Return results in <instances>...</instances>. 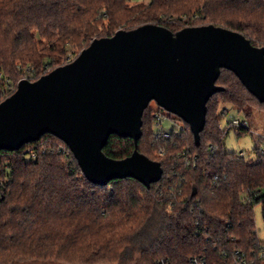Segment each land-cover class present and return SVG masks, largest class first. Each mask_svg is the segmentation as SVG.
I'll use <instances>...</instances> for the list:
<instances>
[{
  "label": "trees",
  "instance_id": "obj_1",
  "mask_svg": "<svg viewBox=\"0 0 264 264\" xmlns=\"http://www.w3.org/2000/svg\"><path fill=\"white\" fill-rule=\"evenodd\" d=\"M146 23L174 32L215 24L264 46V0H0V103L21 79L70 62V52L77 56L95 38ZM217 83L225 89L208 101L199 145L183 119L169 138L158 135L156 112L164 108H146L138 150L164 169L150 186L133 177L90 181L51 133L0 150V264H118L135 253L142 264H192L201 256L233 264L236 251L264 264L255 216L260 205L264 221V152L260 144L255 161L228 151L231 129L221 123L227 104L245 111L264 102L229 69ZM135 147L113 133L103 150L123 159Z\"/></svg>",
  "mask_w": 264,
  "mask_h": 264
},
{
  "label": "water",
  "instance_id": "obj_2",
  "mask_svg": "<svg viewBox=\"0 0 264 264\" xmlns=\"http://www.w3.org/2000/svg\"><path fill=\"white\" fill-rule=\"evenodd\" d=\"M222 69L264 102V46L238 31L204 24L174 32L146 23L95 38L70 62L37 80L21 79L0 103V150L51 133L70 147L90 181L133 177L150 186L164 169L138 150L146 108L155 101L183 119L199 145L208 101L225 89L217 83ZM113 133L134 139L132 155H106Z\"/></svg>",
  "mask_w": 264,
  "mask_h": 264
},
{
  "label": "rangeland",
  "instance_id": "obj_3",
  "mask_svg": "<svg viewBox=\"0 0 264 264\" xmlns=\"http://www.w3.org/2000/svg\"><path fill=\"white\" fill-rule=\"evenodd\" d=\"M208 22V21H207ZM79 54V53H78ZM74 59V53H69V58ZM70 59V60H71ZM28 79V78H27ZM232 80V79H231ZM13 81V80H12ZM233 81V80H232ZM152 107L158 109V104L155 101L151 103ZM227 109H226V108ZM225 108L223 119H222V127L226 128L228 126V121L237 118L240 120H247L249 122L250 130L246 131L242 135H238L237 132L232 129L226 136L225 140V148L228 151L232 152H242L244 153L247 159L257 160V147L261 144L264 145V104H260L258 102H253L251 108L245 111H239L233 106L227 104ZM160 110V109H159ZM159 112L164 113V120L162 121L163 127L166 130H170L174 127L180 129L183 127L184 122L180 117L173 114L169 117L170 112L164 110H160ZM157 113V112H156ZM160 128V125L156 128L157 130ZM227 129V128H226ZM255 216H256V225L259 237L264 240V221L262 216V207L257 205L255 207ZM20 264H64L60 262L54 261H43V260H28L22 262ZM102 264H113V263H102ZM118 264H142L140 259V254L135 253L134 257L127 259L123 263Z\"/></svg>",
  "mask_w": 264,
  "mask_h": 264
},
{
  "label": "built area",
  "instance_id": "obj_4",
  "mask_svg": "<svg viewBox=\"0 0 264 264\" xmlns=\"http://www.w3.org/2000/svg\"><path fill=\"white\" fill-rule=\"evenodd\" d=\"M1 77V76H0ZM157 104V103H156ZM156 117H157V122H158V126L160 125V128L158 129V135L164 136L169 138L170 137V130H166L163 127V123L162 121L164 120V116L161 112H157L156 113ZM249 122L247 120H240L237 118H233L231 120L228 121V129H234V130H238L241 129L242 127H248ZM260 151L264 152V146L260 145ZM240 154L242 156H244V153L240 152ZM261 256H264V252L262 253ZM234 262L233 264H256V260L254 258H249L244 252H239L236 251L235 253V257H234ZM192 260V264H211L208 259L204 258V257H194L191 259ZM228 264H232V263H228Z\"/></svg>",
  "mask_w": 264,
  "mask_h": 264
}]
</instances>
